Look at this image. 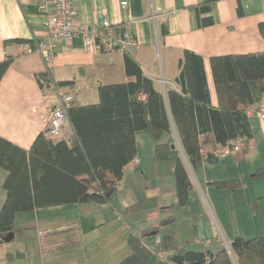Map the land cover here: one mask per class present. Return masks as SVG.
Listing matches in <instances>:
<instances>
[{"label":"trees","instance_id":"1","mask_svg":"<svg viewBox=\"0 0 264 264\" xmlns=\"http://www.w3.org/2000/svg\"><path fill=\"white\" fill-rule=\"evenodd\" d=\"M209 13L208 6L197 8L200 26L212 25L210 17L202 18V14ZM259 31L264 38V22L259 25ZM16 42L34 47L35 40ZM13 61L14 58L8 57L0 63V81ZM211 67L219 97L218 108L210 101L201 56L191 51L184 53L176 79L181 91L170 90L167 94L158 91L154 81L126 56L128 82L100 86L98 104L74 106L71 103L68 110L74 130L71 144L54 142L46 133H41L27 151L0 137V169L6 173L0 243L3 237L13 233L18 212L73 204H109L120 189L126 168L138 156L140 133L153 138L156 162H176L177 197L181 205H186L193 184L177 148L172 149L174 134L192 167L198 169L204 163L216 165L213 153L218 147L237 139L249 144L253 139V124L247 111L261 106L264 98V53L213 57ZM37 80L43 89L51 85L48 73L37 75ZM207 149L211 153H206ZM247 151L248 147L243 153ZM215 185L223 190H237L242 181ZM142 209L137 204L128 207L126 213ZM147 233L131 236L132 253L120 264L150 261L153 251L145 243ZM163 245L167 257L163 256L158 264H264V236L233 239L231 249L236 261L226 249L216 253L188 250L178 247L175 238L170 236L163 239Z\"/></svg>","mask_w":264,"mask_h":264},{"label":"crops","instance_id":"2","mask_svg":"<svg viewBox=\"0 0 264 264\" xmlns=\"http://www.w3.org/2000/svg\"><path fill=\"white\" fill-rule=\"evenodd\" d=\"M122 2H128L127 9L122 8ZM201 6L210 8V13L202 14V18L210 17L212 25L200 26L197 8ZM76 7L81 25L93 28L108 21L130 31L139 41V47L131 48L126 54H107L97 49L87 50L83 39L78 36L57 45L53 60L46 64L39 54L27 52L30 44L16 42L47 38L45 17L38 10L37 1L0 0V63L8 57L14 58L0 81V137L24 150L29 151L37 137L46 133L51 109L58 104L60 96H71L74 106L94 105L100 101V86L128 82L130 77L126 72V56L135 61L142 73L154 81L156 89L163 94L170 90L181 91L176 79L184 53L191 51L201 56L204 59L210 101L213 107L218 108L220 104L211 59L264 53V38L259 31V25L264 22V0H78ZM133 69H136L135 66ZM45 73L49 74L51 85L43 89L38 83L37 75ZM61 83L69 85L62 86ZM251 121L254 136L248 144V150L264 148V119L254 114ZM73 137L74 130L69 123L53 141L71 144ZM174 139L175 147L178 148L179 145L178 149L183 155L180 157L191 177L192 166L187 161L175 134ZM137 140L140 151L137 158L126 168L127 174L125 173L121 181L124 187L106 206L125 207L122 200L124 204L134 202L127 208L141 204L138 199L131 198L134 195L128 188L134 190L131 182L136 179L137 174L140 175V181L144 178L148 181V169L150 165L154 168L157 162L153 138L146 133H140ZM166 140L167 138L163 139ZM210 151L207 149L206 153H211ZM245 159L244 153H241L219 158L216 165L204 163L202 167L195 169H204L206 174V177L202 175L197 180L200 188L202 185L210 190L220 182L208 179V174L211 173L208 169L211 166H215L213 173L223 171L226 175L230 168L241 165ZM5 178L6 173L0 181V191L3 192ZM191 181L194 191L192 178ZM125 196H129L128 202L127 199L125 201ZM258 196L257 201L264 199V193ZM75 214L77 205L35 210L24 215L21 219L24 221V229L33 225L28 222L33 218L36 225L46 226V237L39 235V259L36 258L34 264L75 263L78 256L51 255L46 258L43 247V244H46L47 252L53 254L54 250L71 251L80 246L84 236L78 222L72 219ZM17 221L18 214L15 216L14 237L17 234ZM156 228L150 227L146 237ZM147 241L145 240V243L150 247ZM2 244L0 243V246ZM24 258L23 253L4 254L0 258V264H25ZM108 263L109 261L106 264Z\"/></svg>","mask_w":264,"mask_h":264},{"label":"rangeland","instance_id":"3","mask_svg":"<svg viewBox=\"0 0 264 264\" xmlns=\"http://www.w3.org/2000/svg\"><path fill=\"white\" fill-rule=\"evenodd\" d=\"M178 148L179 154L183 156ZM244 156L246 159L243 163L230 168L226 175L223 171L213 173L215 166L208 169L211 172L208 174L210 181L242 180V185L237 190H223L218 187L207 190L202 185L200 188L197 180L202 175L206 177L204 169L196 171L194 167H190L195 189L191 191L186 205H181L178 201L175 161L159 165L157 162L154 168L150 165L148 181L145 178L140 181L139 174L132 180L134 190H128L134 195L132 199L141 201L142 210L126 213L127 206L134 203L128 202L129 196H125L128 204H124L122 200L125 207L121 208L97 203L73 204L77 205V214L72 219L81 227L84 236L82 243L71 251L59 249L54 250L53 254H49L46 244H43L45 257L71 255L79 257L73 264H101V261L102 264L108 261V264H120L128 257V253H132L129 238L147 232L150 227H157L145 237L153 251L147 264H158L163 256L167 257L163 245L166 236L174 237L178 247L188 250L216 253L220 249H226L233 261H236L231 249L233 239L264 236V199L257 201L258 195L264 193V148L248 150ZM3 174L5 172L0 169V181ZM120 184L118 192L124 187L123 183ZM5 195L6 191H0V212L6 200ZM28 213H17L16 237L0 246V258L4 254L23 253L25 264H34L39 256V235L46 237V226L36 225L33 218L28 220L33 225L24 229V221L21 219ZM117 245L119 246L116 247Z\"/></svg>","mask_w":264,"mask_h":264},{"label":"built area","instance_id":"4","mask_svg":"<svg viewBox=\"0 0 264 264\" xmlns=\"http://www.w3.org/2000/svg\"><path fill=\"white\" fill-rule=\"evenodd\" d=\"M38 10L45 17L47 38L35 40L34 47L27 50L29 54H39L49 64L54 58V50L61 42L70 41L80 36L87 50L97 49L107 54L126 53L131 48L139 47L140 43L128 30L122 29L106 21L102 26L89 28L79 23L76 7L78 0H36ZM127 9L128 2L121 3ZM73 101L71 96H60L58 104L51 109L47 128L49 139L58 138L64 126L69 124L68 110ZM257 114L264 119V104L247 111L249 117ZM248 147L247 141L237 139L225 147H218L213 153L216 159L241 154ZM206 153H204L205 155Z\"/></svg>","mask_w":264,"mask_h":264},{"label":"water","instance_id":"5","mask_svg":"<svg viewBox=\"0 0 264 264\" xmlns=\"http://www.w3.org/2000/svg\"><path fill=\"white\" fill-rule=\"evenodd\" d=\"M175 145L172 146V149H175ZM14 239V233H10L7 236L2 238V242L3 243H9Z\"/></svg>","mask_w":264,"mask_h":264},{"label":"bare ground","instance_id":"6","mask_svg":"<svg viewBox=\"0 0 264 264\" xmlns=\"http://www.w3.org/2000/svg\"><path fill=\"white\" fill-rule=\"evenodd\" d=\"M127 53V52H126ZM125 54V53H124ZM46 136H47V130H46ZM56 139V138H55ZM51 140H54V139H51Z\"/></svg>","mask_w":264,"mask_h":264}]
</instances>
